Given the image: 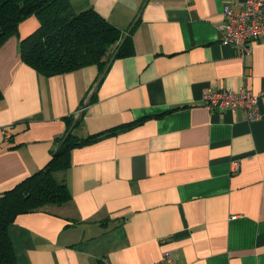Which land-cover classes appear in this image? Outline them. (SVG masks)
Masks as SVG:
<instances>
[{
    "label": "crops",
    "instance_id": "0c3cea01",
    "mask_svg": "<svg viewBox=\"0 0 264 264\" xmlns=\"http://www.w3.org/2000/svg\"><path fill=\"white\" fill-rule=\"evenodd\" d=\"M244 1L70 0L128 34L125 53L49 77L19 54L37 18L18 24L0 46V193L68 130L106 134L54 173L67 202L10 225L15 264H150L164 251L177 264H264V41L241 57L218 29L223 6ZM242 87L258 95L256 120L203 103L206 89Z\"/></svg>",
    "mask_w": 264,
    "mask_h": 264
},
{
    "label": "trees",
    "instance_id": "16d2710c",
    "mask_svg": "<svg viewBox=\"0 0 264 264\" xmlns=\"http://www.w3.org/2000/svg\"><path fill=\"white\" fill-rule=\"evenodd\" d=\"M31 15L38 24L19 38L18 48L22 62L41 76L89 65L103 70L125 53L128 34L91 7L76 11L70 0H0V46L9 36L18 35V24ZM80 117L73 119L70 115L68 124H78ZM102 133L82 138L68 130L57 140L51 159L42 168L0 193V264L16 263L10 225L20 215L67 202L70 192L54 173L70 166L72 148L97 139Z\"/></svg>",
    "mask_w": 264,
    "mask_h": 264
},
{
    "label": "built area",
    "instance_id": "2783aa9c",
    "mask_svg": "<svg viewBox=\"0 0 264 264\" xmlns=\"http://www.w3.org/2000/svg\"><path fill=\"white\" fill-rule=\"evenodd\" d=\"M220 43L235 47L244 57L252 50L254 43L264 41V0H245L239 8L226 3L222 11ZM203 103L210 108H241L246 120L253 121L260 117L258 95L242 87L234 92L227 89H206ZM238 163L232 162V171ZM150 264H177L168 251H164L157 262Z\"/></svg>",
    "mask_w": 264,
    "mask_h": 264
}]
</instances>
